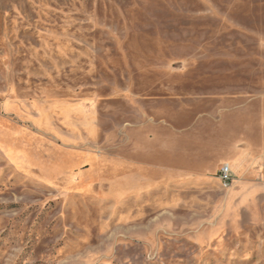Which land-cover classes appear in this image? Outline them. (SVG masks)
Segmentation results:
<instances>
[{
  "label": "rangeland",
  "instance_id": "obj_1",
  "mask_svg": "<svg viewBox=\"0 0 264 264\" xmlns=\"http://www.w3.org/2000/svg\"><path fill=\"white\" fill-rule=\"evenodd\" d=\"M0 264H264V0H0Z\"/></svg>",
  "mask_w": 264,
  "mask_h": 264
},
{
  "label": "built area",
  "instance_id": "obj_2",
  "mask_svg": "<svg viewBox=\"0 0 264 264\" xmlns=\"http://www.w3.org/2000/svg\"><path fill=\"white\" fill-rule=\"evenodd\" d=\"M220 178L225 186H229L234 179V172L229 164H224L220 169Z\"/></svg>",
  "mask_w": 264,
  "mask_h": 264
},
{
  "label": "crops",
  "instance_id": "obj_3",
  "mask_svg": "<svg viewBox=\"0 0 264 264\" xmlns=\"http://www.w3.org/2000/svg\"><path fill=\"white\" fill-rule=\"evenodd\" d=\"M229 163V162H227ZM230 164V163H229ZM253 166L249 164V161L247 159V157L245 158V160H243L242 162H236L233 166H232V170H234L237 174L240 173H246L248 171L251 170Z\"/></svg>",
  "mask_w": 264,
  "mask_h": 264
},
{
  "label": "bare ground",
  "instance_id": "obj_4",
  "mask_svg": "<svg viewBox=\"0 0 264 264\" xmlns=\"http://www.w3.org/2000/svg\"><path fill=\"white\" fill-rule=\"evenodd\" d=\"M231 167V166H230Z\"/></svg>",
  "mask_w": 264,
  "mask_h": 264
}]
</instances>
